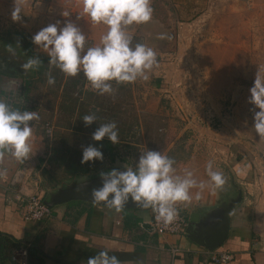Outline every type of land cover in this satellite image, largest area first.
<instances>
[{
    "label": "rangeland",
    "instance_id": "1",
    "mask_svg": "<svg viewBox=\"0 0 264 264\" xmlns=\"http://www.w3.org/2000/svg\"><path fill=\"white\" fill-rule=\"evenodd\" d=\"M44 1L50 0H25L21 19L14 21L15 0H0V63L14 71L6 75L5 85L16 90L8 89L13 103L21 111L39 114L40 119L31 123L52 126L50 150L55 146L60 150L52 156H77L81 161L84 147L111 150L113 146L121 151L115 164H137L147 150L166 147L167 134L183 130L185 136L169 153L174 160L193 153L196 160L202 156L203 161L208 158L225 167L264 163V139L254 130V106L249 103L256 74L264 76V0H190L192 5L179 7L171 0H151V21L135 25L129 33L133 47L142 43L161 53H157L158 66L146 81L120 85L113 81L112 95L93 90L82 71L70 77L50 68L49 60L41 73L23 71L21 65L30 57L48 56L32 42L40 31L38 4ZM86 39L97 46L92 38ZM49 72L55 78L52 85L47 83ZM92 113L98 119L86 127L82 118ZM110 121L117 124L120 143L93 140L100 124ZM197 128L217 134L221 147L208 139L211 132L203 134L206 140L195 137ZM72 132L88 135L77 142L70 138Z\"/></svg>",
    "mask_w": 264,
    "mask_h": 264
},
{
    "label": "crops",
    "instance_id": "2",
    "mask_svg": "<svg viewBox=\"0 0 264 264\" xmlns=\"http://www.w3.org/2000/svg\"><path fill=\"white\" fill-rule=\"evenodd\" d=\"M171 2L178 7L193 3L190 0ZM37 10L36 22L40 30L58 21L59 29L71 21L96 45L101 43V37L107 32V26L92 24L80 15L82 5L78 0L39 2ZM63 12L69 15L65 17ZM85 24L87 29H83ZM131 27L129 32L135 25ZM157 53L161 55L159 51ZM6 75L9 74L0 72V100L13 109H19L18 105L10 102L8 89H15L12 85L8 88L5 86ZM172 103L174 107H181L179 102ZM30 124L32 137L29 158L20 163L6 153L0 160V233L8 234L30 247L31 252H27L28 263L40 260V264H87L89 257L107 251L110 256H116L120 264H214L207 261L208 252L229 250L233 253V259L226 264H264V163H231L225 167L224 163H214L208 158L203 161L202 156L196 160L193 153L187 159H176L174 168L177 175L183 176L184 170L188 169L198 183L206 184L203 190H190L191 203L176 205L193 230L201 228L204 231L199 239L192 232L158 234L149 226L150 208L128 206L117 213L104 204L96 205L85 198H65L68 190L102 183L101 171L108 172L113 168L125 171V165L135 168L136 164L130 161L115 164L121 151L98 147L103 152V161L83 164L75 155V158L59 159L58 155L52 156L51 142H43L39 137V126ZM197 132L195 137L204 140L203 134L211 132L208 139L221 147L222 139L217 134L214 136L208 128H197ZM70 135L72 140L77 141L88 134L72 132ZM167 135L170 139L167 146L157 151L169 156L176 142L185 135L183 130L172 131ZM222 150L218 148V151ZM245 151L248 152V149ZM209 161L213 164V170L221 172L226 180L223 188L215 192L209 186L210 178L206 172ZM197 192H200L199 200L196 199ZM34 193L51 204L50 217L38 221L22 218L15 197L17 194ZM225 214L228 221L225 238L219 245L210 248L205 239L210 232L221 227ZM14 253L8 264H15Z\"/></svg>",
    "mask_w": 264,
    "mask_h": 264
},
{
    "label": "clouds",
    "instance_id": "3",
    "mask_svg": "<svg viewBox=\"0 0 264 264\" xmlns=\"http://www.w3.org/2000/svg\"><path fill=\"white\" fill-rule=\"evenodd\" d=\"M78 2L82 5L80 15L92 24L107 26V32L101 37L99 45L85 51L86 36L73 22L67 21L59 29V21L42 28L32 37V42L47 52L50 68L57 67L70 77H75L82 71L90 87L100 95L114 94L113 81L120 85L135 83L138 79L148 80L149 73L158 66L157 53L142 43L133 47V36L128 29L130 26L151 21V0ZM24 4L25 0H15L12 12L14 21L21 19L20 13ZM63 15L67 17L69 13L63 12ZM159 38L164 39L165 35L161 34ZM8 50L13 51L11 48ZM41 63L37 55L30 57L21 68L24 72L34 71L39 69ZM47 83H55L51 72L48 74ZM250 93L249 103L254 106L251 109L254 115L253 127L259 138L264 139V76L259 71ZM39 119V114L35 111L13 109L0 100V160L6 153L20 163L29 158L32 137L30 122ZM82 119L87 127L96 122L98 117L92 113L84 115ZM105 137L113 144L120 143L115 121L100 124L92 134L95 141H101ZM103 159V152L98 147L89 145L83 148L82 164ZM174 164L173 158L160 151L147 150L139 156L135 168L125 165V171L116 168L108 172L101 171L102 187L91 190V200L96 205L104 204L120 213L131 198L136 205L144 209L151 208L157 221L169 226L178 218L176 205L192 202L190 190H203L206 187L204 182L198 183L188 169L184 170L183 176L177 175ZM206 172L210 178L211 190L215 192L222 189L226 180L221 172L213 170L211 161L207 163ZM200 198V192H197L196 199ZM87 264H120V261L116 256H110L107 251H100L89 257Z\"/></svg>",
    "mask_w": 264,
    "mask_h": 264
},
{
    "label": "built area",
    "instance_id": "4",
    "mask_svg": "<svg viewBox=\"0 0 264 264\" xmlns=\"http://www.w3.org/2000/svg\"><path fill=\"white\" fill-rule=\"evenodd\" d=\"M89 46L92 47L93 44L90 39H86L85 48H89ZM10 102H14V97L13 100L11 98ZM38 134L43 142H50L53 135L52 126L48 123L41 124ZM103 139H107V137ZM15 199L24 220H43L50 217L52 214V207H49L36 193L17 194ZM177 210L178 218L171 225L165 226L162 221H157L155 214L150 208V228L158 234H179L185 232L187 219L178 207ZM173 250L176 251L177 249ZM15 252L17 253V256L13 257L15 264H28L26 247H21ZM206 259L214 264H226L233 259V253L229 250L210 251L206 255Z\"/></svg>",
    "mask_w": 264,
    "mask_h": 264
},
{
    "label": "water",
    "instance_id": "5",
    "mask_svg": "<svg viewBox=\"0 0 264 264\" xmlns=\"http://www.w3.org/2000/svg\"><path fill=\"white\" fill-rule=\"evenodd\" d=\"M0 72L9 74V73H13L14 71L9 69L5 64L0 63ZM99 187H102V183H97V184H94V185L86 187V188H81L79 190H77V189L68 190L69 192L68 191L66 192V197L65 198L78 197V198H85V199H88V200L92 201L91 200L92 199L91 190L93 188H99ZM45 203L49 207H52L50 203H47V202H45ZM128 206H136V204L134 202H132L131 198L129 199V202L125 205V207H128ZM227 225H228L227 214H225L224 215V221H223V224L221 225V227L215 232H210L209 236L205 239L206 244L210 248H212V247H214L216 245H219L224 240L225 235H226V231H227ZM203 231L204 230L201 229V228L198 231L193 230L191 224H189L187 222V226H186L185 232H187V233L192 232V235L193 236L196 235L198 237V239H199V237L203 235Z\"/></svg>",
    "mask_w": 264,
    "mask_h": 264
},
{
    "label": "trees",
    "instance_id": "6",
    "mask_svg": "<svg viewBox=\"0 0 264 264\" xmlns=\"http://www.w3.org/2000/svg\"><path fill=\"white\" fill-rule=\"evenodd\" d=\"M39 58L41 59L42 63L40 65L39 69L36 70V73L37 72L41 73L42 70L45 69L43 66L44 62H48V60H49V57L44 56V55L40 56ZM52 139L53 138H51V141H52ZM103 140L109 141L108 138L103 139ZM111 144H113V143H111ZM61 146H62V144H61ZM57 147L58 146H55L54 148L51 149L52 154L60 151V150L58 151ZM107 149L109 150V147H107ZM111 149H113V146ZM21 247H26L27 252H31L30 247L27 246L25 243H22L19 240H15L14 238H11L8 234L0 233V263L1 264H8V261H11V257L13 255V253ZM28 264H40V260H37V261L31 260Z\"/></svg>",
    "mask_w": 264,
    "mask_h": 264
}]
</instances>
